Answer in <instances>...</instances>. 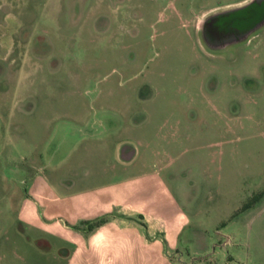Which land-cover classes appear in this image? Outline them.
<instances>
[{"label": "rangeland", "instance_id": "374dc122", "mask_svg": "<svg viewBox=\"0 0 264 264\" xmlns=\"http://www.w3.org/2000/svg\"><path fill=\"white\" fill-rule=\"evenodd\" d=\"M245 1L0 0V264H64V242L18 218L34 172L97 187L98 149L128 138L164 150L152 160L199 214L175 264H264L256 225L241 227L264 193V25L219 49L200 34Z\"/></svg>", "mask_w": 264, "mask_h": 264}, {"label": "crops", "instance_id": "0c3cea01", "mask_svg": "<svg viewBox=\"0 0 264 264\" xmlns=\"http://www.w3.org/2000/svg\"><path fill=\"white\" fill-rule=\"evenodd\" d=\"M106 119L107 115L100 117V121ZM122 119L137 126L130 114ZM142 148L144 168L132 172L129 169L141 158ZM162 152L151 141L135 138L110 147L102 143L95 158L100 165V185L74 191L71 188L77 180L71 173L79 177L75 170H64L65 175L56 173L50 179L38 169L21 198L18 218L64 242L65 247L59 250L64 264H175L172 251L178 253L185 228L199 226V214L192 212L189 204L181 206L161 176L168 158L158 164L152 157ZM88 174L79 177L81 181L91 176ZM241 214V227L248 231L256 225L257 248L264 247V193ZM102 215H109L106 222L87 234L70 226ZM195 259L202 264L204 256ZM256 264L263 261L257 259Z\"/></svg>", "mask_w": 264, "mask_h": 264}, {"label": "water", "instance_id": "95a60500", "mask_svg": "<svg viewBox=\"0 0 264 264\" xmlns=\"http://www.w3.org/2000/svg\"><path fill=\"white\" fill-rule=\"evenodd\" d=\"M263 23L264 0H249L208 16L201 25L202 39L210 48H223L241 41Z\"/></svg>", "mask_w": 264, "mask_h": 264}, {"label": "trees", "instance_id": "16d2710c", "mask_svg": "<svg viewBox=\"0 0 264 264\" xmlns=\"http://www.w3.org/2000/svg\"><path fill=\"white\" fill-rule=\"evenodd\" d=\"M108 216L109 215H102V216L96 217V218L91 219V220L82 221L80 224L70 225V226L75 230H79V231L87 234L90 231H92L94 228H96V227L100 226L101 224H103L104 222H106Z\"/></svg>", "mask_w": 264, "mask_h": 264}, {"label": "flooded vegetation", "instance_id": "af4514ba", "mask_svg": "<svg viewBox=\"0 0 264 264\" xmlns=\"http://www.w3.org/2000/svg\"><path fill=\"white\" fill-rule=\"evenodd\" d=\"M247 1H245V2H243V3H229V4H224V5H220L219 6V8L215 11V12H213V13H211L210 15H208V16H211V15H213V14H217V13H220V12H224V11H226V10H228V9H230V8H233V7H237V6H240V5H242V4H244V3H246ZM207 16V17H208ZM206 17V18H207ZM205 18V19H206ZM204 19V20H205ZM262 25H264V23L262 24ZM262 25H260L259 27H261ZM258 27V28H259ZM257 28V29H258ZM257 29H255V30H253L252 32H250L244 39H247L249 36H251V35H253L254 34V32L257 30ZM200 34H201V28H200ZM201 36H202V34H201ZM244 39H242V40H244ZM231 44H233V43H231ZM231 44H228V45H231ZM206 45V44H205ZM227 45V46H228ZM207 46V45H206ZM208 47V46H207ZM209 49H219V48H210L209 47Z\"/></svg>", "mask_w": 264, "mask_h": 264}]
</instances>
